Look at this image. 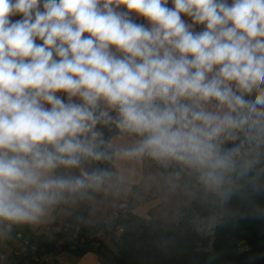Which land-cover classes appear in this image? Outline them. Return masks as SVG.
Instances as JSON below:
<instances>
[{"label": "clouds", "instance_id": "9594fccd", "mask_svg": "<svg viewBox=\"0 0 264 264\" xmlns=\"http://www.w3.org/2000/svg\"><path fill=\"white\" fill-rule=\"evenodd\" d=\"M145 159L197 229L264 217V0H0V235Z\"/></svg>", "mask_w": 264, "mask_h": 264}, {"label": "trees", "instance_id": "16d2710c", "mask_svg": "<svg viewBox=\"0 0 264 264\" xmlns=\"http://www.w3.org/2000/svg\"><path fill=\"white\" fill-rule=\"evenodd\" d=\"M106 131L111 137L115 131ZM111 167V165H106ZM251 204L264 207V195L253 199ZM251 204L233 201L234 208L247 209ZM87 202L79 203L64 220L80 226L81 231L89 232L86 216ZM207 215L196 201L192 209L186 210V216L176 222H159L152 218H140L130 213L124 219L120 236L116 237L117 253L113 255L114 264H264V217L226 218L215 228L212 250H197L199 244L206 245L208 238L204 235L207 226L197 229L187 221L189 215ZM58 219L50 222L56 224ZM22 232L43 244L44 248L54 246V238L42 236L28 225L13 226L11 233ZM10 233V234H11ZM58 234V233H57ZM13 235L10 237L13 238ZM115 238V237H114ZM13 245V244H12ZM72 250L80 255L89 250Z\"/></svg>", "mask_w": 264, "mask_h": 264}, {"label": "crops", "instance_id": "0c3cea01", "mask_svg": "<svg viewBox=\"0 0 264 264\" xmlns=\"http://www.w3.org/2000/svg\"><path fill=\"white\" fill-rule=\"evenodd\" d=\"M115 135L113 134L111 137ZM119 142L130 143L131 140L127 139ZM117 168L123 170L128 178L125 189L118 196L97 194L93 201L87 202L86 219L88 221L99 222L103 220L122 196H128L133 203L132 212L134 215L145 219L152 218L159 222H176L179 220V213L182 210L190 211L192 209L193 201L190 202L182 192L168 191L162 180L160 182L149 181L150 174L163 171L153 161L145 159L143 162H121L117 165ZM76 206H67L68 211L63 212L64 217H59L57 208L52 214L55 217H52L49 221L47 220V223L55 219L67 218V214H70L68 213L69 210L71 212ZM29 228L38 232L42 229L41 227L39 230L35 226H29ZM10 235L12 236L13 233L0 235V256L10 252L8 245L10 238H12ZM116 237L103 236L93 243L89 250L82 252L80 255L67 251L59 262L46 264H114L112 258L117 253L118 248Z\"/></svg>", "mask_w": 264, "mask_h": 264}, {"label": "built area", "instance_id": "2783aa9c", "mask_svg": "<svg viewBox=\"0 0 264 264\" xmlns=\"http://www.w3.org/2000/svg\"><path fill=\"white\" fill-rule=\"evenodd\" d=\"M132 210L133 203L129 197L122 196L103 220L99 222L87 221L88 223H85V225L89 226V232H82L80 226L64 219H58V222L54 225L51 223L44 224L38 233L43 237L54 238V246L51 249H46L43 244L40 245L34 242L29 235L16 232L13 235L14 242L10 252L0 256V264H46L59 262L61 253L64 250L88 249L103 236L116 237L123 229L122 221L130 215ZM185 216L186 211L182 210L179 213V219H183ZM195 216L190 214L186 219L188 222L193 223ZM204 235L208 238L207 244H199L196 249L211 251L213 233L207 229Z\"/></svg>", "mask_w": 264, "mask_h": 264}, {"label": "rangeland", "instance_id": "374dc122", "mask_svg": "<svg viewBox=\"0 0 264 264\" xmlns=\"http://www.w3.org/2000/svg\"><path fill=\"white\" fill-rule=\"evenodd\" d=\"M68 208H67V206H60L59 208H58V215H59V217H64L65 216V214L63 213L65 210H67ZM70 209V208H69ZM68 211V210H67ZM68 213H70V210H69V212ZM67 216H68V214H67ZM52 217H55L54 215H51V217L48 219V221L50 220V219H52ZM45 223H47V221L45 222ZM44 223V224H45ZM43 225V224H42ZM42 225H39V226H35V227H37V228H39V230L41 229V227H42ZM120 234H121V232L120 233H118V237L120 236ZM13 242H14V238H10V241H9V247H10V249H11V246H12V244H13ZM10 251V250H9ZM67 253V251L66 250H64V251H62V253H61V259H62V257H63V255L64 254H66Z\"/></svg>", "mask_w": 264, "mask_h": 264}]
</instances>
